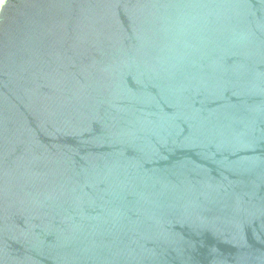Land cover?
Instances as JSON below:
<instances>
[{"label":"water","instance_id":"obj_1","mask_svg":"<svg viewBox=\"0 0 264 264\" xmlns=\"http://www.w3.org/2000/svg\"><path fill=\"white\" fill-rule=\"evenodd\" d=\"M0 264H264V0H0Z\"/></svg>","mask_w":264,"mask_h":264}]
</instances>
